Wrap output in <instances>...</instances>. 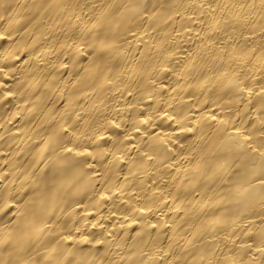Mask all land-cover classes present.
Returning a JSON list of instances; mask_svg holds the SVG:
<instances>
[{"label":"bare ground","instance_id":"6f19581e","mask_svg":"<svg viewBox=\"0 0 264 264\" xmlns=\"http://www.w3.org/2000/svg\"><path fill=\"white\" fill-rule=\"evenodd\" d=\"M0 264H264V0H0Z\"/></svg>","mask_w":264,"mask_h":264}]
</instances>
